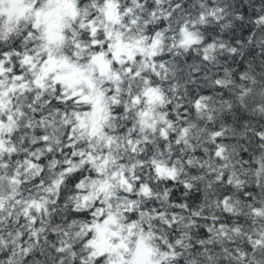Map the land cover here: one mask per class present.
Segmentation results:
<instances>
[{"label": "snow or ice", "instance_id": "1", "mask_svg": "<svg viewBox=\"0 0 264 264\" xmlns=\"http://www.w3.org/2000/svg\"><path fill=\"white\" fill-rule=\"evenodd\" d=\"M0 264H264V0H0Z\"/></svg>", "mask_w": 264, "mask_h": 264}]
</instances>
